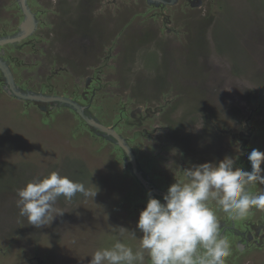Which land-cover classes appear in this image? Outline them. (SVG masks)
<instances>
[{
	"label": "rangeland",
	"instance_id": "1",
	"mask_svg": "<svg viewBox=\"0 0 264 264\" xmlns=\"http://www.w3.org/2000/svg\"><path fill=\"white\" fill-rule=\"evenodd\" d=\"M156 1L24 0L33 26L21 0H0V40L27 33L0 61L18 91L67 98L114 130L163 202L183 169L231 156L251 170L248 153L264 151V0ZM53 171L97 193L60 197L64 214L35 227L16 193ZM149 191L113 139L68 106L16 98L0 73V264H89L117 241L135 252ZM209 206L225 222L227 264H264V210L234 221Z\"/></svg>",
	"mask_w": 264,
	"mask_h": 264
},
{
	"label": "clouds",
	"instance_id": "2",
	"mask_svg": "<svg viewBox=\"0 0 264 264\" xmlns=\"http://www.w3.org/2000/svg\"><path fill=\"white\" fill-rule=\"evenodd\" d=\"M251 170L236 167L231 156L183 169L187 182L172 183L161 199L151 190L139 213L136 229L142 234L134 252L117 241L91 255L89 264H227L232 255L229 239L221 234L220 221L210 201L232 220L247 218L253 209L264 210V193L250 186L264 184V151L253 148L247 155ZM90 193L81 182L53 171L34 178L17 190L19 215L35 227L45 226L63 211L55 207L63 197L71 201L77 194ZM135 237L136 231H130Z\"/></svg>",
	"mask_w": 264,
	"mask_h": 264
},
{
	"label": "water",
	"instance_id": "3",
	"mask_svg": "<svg viewBox=\"0 0 264 264\" xmlns=\"http://www.w3.org/2000/svg\"><path fill=\"white\" fill-rule=\"evenodd\" d=\"M20 3H21L23 13L27 17L28 22L31 23L30 21H32V17H31V14L29 13L28 9L26 8V5L24 4V0H21ZM22 28H23V26L21 25V29ZM26 35H27V33L25 32L24 34H21V35L16 36V37H9L6 39H2V40H0V46L5 45V44L19 42L20 40L24 39L26 37ZM0 71L3 73V76L6 79V83L8 84V87H9L11 93L16 98H19L21 100L36 102V103H44V104L45 103H53V104L68 106L69 108H72L73 110H75L77 112L79 117L85 122V124H87V126L96 130V132L104 134V135L108 136L109 138L113 139L115 141V143L117 144V146L119 148H121L123 150V152L125 153V155L127 156V159L131 165L132 172H133L134 176L137 178V180L145 187L146 190H151V192L153 191L152 189L149 188V186L146 184L145 180L142 178L140 173L137 171L136 163L134 161V158H133V155H132L130 148L127 146L125 141L114 130H112L111 128L104 127V126L100 125L99 123L87 118L83 114L81 108L75 102H73L67 98L50 97V96H43V95H37V94H31V93H22V92L18 91L15 88V86L11 80L10 74L8 72V69L6 68V66L4 64L0 63ZM40 109L43 112H46L47 108H45L44 106H41ZM153 192H155V191H153Z\"/></svg>",
	"mask_w": 264,
	"mask_h": 264
},
{
	"label": "flooded vegetation",
	"instance_id": "4",
	"mask_svg": "<svg viewBox=\"0 0 264 264\" xmlns=\"http://www.w3.org/2000/svg\"><path fill=\"white\" fill-rule=\"evenodd\" d=\"M165 2L164 0H157L156 2ZM169 1H171V0H169ZM186 1H188L189 2V4H192V5H195V6H199L200 4H202V2H201V0H186ZM172 2H173V0H172ZM172 2H166V3H169V4H173ZM31 17H32V15H31ZM35 22H34V21ZM36 21H37V19L35 18V16L34 17H32V23H33V26H34V24H36ZM20 27H21V25H20ZM34 28V27H33ZM6 38H9V37H6ZM11 44V43H10ZM0 63L1 64H3V62H1L0 61ZM67 68V67H66ZM69 71V70H68ZM0 73L3 75V73L0 71ZM65 91L67 92V86H65ZM50 97H60V96H53V95H51ZM54 105H56V104H54ZM165 193H160L159 195L163 198V195H164ZM221 223H222V225H224V223L225 222H220V225H221ZM244 226H245V224H244ZM247 227L250 229H252L253 228V226H251V225H249V224H247ZM259 228L260 227H255V228H253L252 230H254V233L257 235L258 234V232H259ZM244 234V232H240V234H239V236H241V237H246V238H251L252 236L250 235V234H248V235H243Z\"/></svg>",
	"mask_w": 264,
	"mask_h": 264
}]
</instances>
